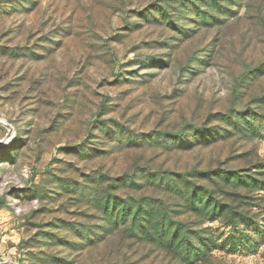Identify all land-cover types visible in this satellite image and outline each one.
I'll list each match as a JSON object with an SVG mask.
<instances>
[{"label": "rangeland", "instance_id": "374dc122", "mask_svg": "<svg viewBox=\"0 0 264 264\" xmlns=\"http://www.w3.org/2000/svg\"><path fill=\"white\" fill-rule=\"evenodd\" d=\"M0 262L264 264V0H0Z\"/></svg>", "mask_w": 264, "mask_h": 264}, {"label": "water", "instance_id": "95a60500", "mask_svg": "<svg viewBox=\"0 0 264 264\" xmlns=\"http://www.w3.org/2000/svg\"><path fill=\"white\" fill-rule=\"evenodd\" d=\"M0 124H3V125H6V126H9L5 121L1 120L0 119ZM5 141L4 140H0V144L4 143ZM0 264H14L13 262H8V261H3V262H0Z\"/></svg>", "mask_w": 264, "mask_h": 264}]
</instances>
